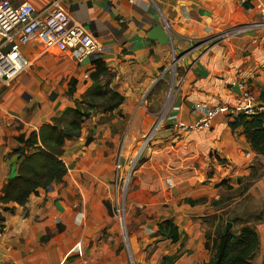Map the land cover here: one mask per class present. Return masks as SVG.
<instances>
[{"label": "crops", "instance_id": "crops-1", "mask_svg": "<svg viewBox=\"0 0 264 264\" xmlns=\"http://www.w3.org/2000/svg\"><path fill=\"white\" fill-rule=\"evenodd\" d=\"M55 1L96 36L101 50L77 63L66 52L45 49L38 41L21 48L29 67L7 84L0 81V196L5 182L16 174V157L9 156L15 136L37 131L67 109L92 107L80 135L64 144V181L39 190L26 208L0 207V264H160L163 256L175 254L174 264L208 262L206 232L220 221L214 217L210 225L213 208L227 204L239 180L264 166V156L251 149L242 128L233 126L227 115L218 114L208 129L194 127L207 108H235L239 90L234 82H245L255 106L264 99V30L221 36L237 26L264 23V0L14 4L29 2L42 15ZM158 24L171 45L148 37ZM96 62L106 68L100 77H95ZM171 84L173 98L167 107ZM112 93L122 100L103 112L115 101ZM196 104L204 107L193 112ZM160 117L128 187L125 243L104 205L112 190L116 148L126 133L125 153L132 157ZM177 124L187 129L178 130ZM257 193L258 200L250 203L259 202L262 217L256 224L241 222L232 231L237 234L241 227L253 225L261 247L264 189ZM250 212L254 218L257 209ZM78 213L84 217L79 219ZM165 219L178 229L176 243L155 234L156 224Z\"/></svg>", "mask_w": 264, "mask_h": 264}, {"label": "built area", "instance_id": "built-area-1", "mask_svg": "<svg viewBox=\"0 0 264 264\" xmlns=\"http://www.w3.org/2000/svg\"><path fill=\"white\" fill-rule=\"evenodd\" d=\"M14 1L3 0L0 2L1 82L7 84L27 70L29 61L21 53V48L27 46L32 41H38L45 49H56L66 52L77 63L85 62L87 58L101 50L96 36L75 23L60 5L59 1L53 2L42 15L36 13L31 3L21 2L14 4ZM240 1L244 3L246 0ZM261 7L262 5L259 4L258 8ZM257 27L264 30V23L237 26L228 31H223L221 36L229 38ZM232 86L237 87L239 90L235 108H231L225 104L207 108L204 114L197 120L195 129H208L212 119L218 114L227 115L231 118L232 123L239 122L241 116L264 115V99L255 106L254 96L247 88L245 82H234ZM173 88L174 85L171 84L167 96V101L169 102L166 104L167 107L173 98ZM203 107L202 104H196L193 106V112H197ZM161 122L162 117L142 137V142L132 157H127L125 153L126 133L122 135L116 148L109 204L111 216L124 242L128 241L126 203L128 187L140 155L149 146ZM176 127L181 131L187 129L183 124H177ZM167 183L169 188L173 187L170 179H167ZM77 216L79 219L84 217L82 213H78Z\"/></svg>", "mask_w": 264, "mask_h": 264}, {"label": "trees", "instance_id": "trees-1", "mask_svg": "<svg viewBox=\"0 0 264 264\" xmlns=\"http://www.w3.org/2000/svg\"><path fill=\"white\" fill-rule=\"evenodd\" d=\"M105 69L103 63L96 62L95 77L103 75ZM111 96L115 101L105 105L103 112L117 107L122 100L117 93H112ZM91 107L83 108L79 105L76 109H67L60 117H55L52 123H43L37 131L20 133L13 138L16 146L9 156L16 157L17 168L16 174L3 185L0 196V207L3 210L26 208L29 200L38 196L39 190L64 181L67 175L66 166L61 159L64 144L80 135L82 121L89 117ZM232 125L240 126L251 149L264 156V115L241 116L239 122ZM104 205L111 214L109 202L105 201ZM2 223L3 218L0 217L1 235L4 229ZM225 228L226 226L217 230L216 238L211 243L206 242L205 247L211 253V258L200 264H254L259 248L256 231L247 225L241 227L237 234L226 231ZM155 234L170 243L179 240L178 229L171 219L158 222ZM177 258L176 254L163 256L160 264H174ZM261 264H264V258Z\"/></svg>", "mask_w": 264, "mask_h": 264}, {"label": "rangeland", "instance_id": "rangeland-1", "mask_svg": "<svg viewBox=\"0 0 264 264\" xmlns=\"http://www.w3.org/2000/svg\"><path fill=\"white\" fill-rule=\"evenodd\" d=\"M168 99V98H167ZM169 102L167 101L166 104ZM14 161V159L12 160ZM238 187L233 189L228 195L227 204L218 206L220 208H213L214 214L211 215L209 222L212 225L213 218H219V223L215 226V228L209 227L206 232L207 242L211 243L213 239L216 238V232L219 228L223 229L226 226V223L229 222L231 224L230 231L235 230V228H239L240 224L243 223H253L256 224L257 220L262 217L260 208V204L258 201L256 203H250L252 198L254 200H258L257 192L261 189H264V166H257L254 171H252L251 175L245 179H241L238 182ZM128 205V200H127ZM238 213H237V209ZM253 208V212L257 209V213L254 215V218H250V214H254L250 212V209ZM255 209V210H254ZM208 222V223H209ZM253 226V225H252ZM250 226V227H252ZM254 229V227H252ZM215 229V230H214ZM128 230V229H127ZM118 234L120 235L119 231ZM118 235V236H119ZM121 236V235H120ZM122 238V237H121ZM209 238V239H208ZM119 240V239H118ZM124 242V241H123ZM127 243V242H125ZM264 258V245L258 248L257 255L254 259V264H261Z\"/></svg>", "mask_w": 264, "mask_h": 264}, {"label": "water", "instance_id": "water-1", "mask_svg": "<svg viewBox=\"0 0 264 264\" xmlns=\"http://www.w3.org/2000/svg\"><path fill=\"white\" fill-rule=\"evenodd\" d=\"M148 37L157 41L160 44L163 45H171V40L166 33V30L161 24L156 25L154 28L151 29V31L148 34ZM181 55L178 54V58H180ZM231 227V224L229 222L226 223V231H229Z\"/></svg>", "mask_w": 264, "mask_h": 264}]
</instances>
